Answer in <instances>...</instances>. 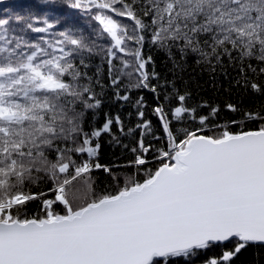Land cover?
Segmentation results:
<instances>
[{"label":"snow or ice","instance_id":"obj_1","mask_svg":"<svg viewBox=\"0 0 264 264\" xmlns=\"http://www.w3.org/2000/svg\"><path fill=\"white\" fill-rule=\"evenodd\" d=\"M0 6V264H264V0Z\"/></svg>","mask_w":264,"mask_h":264},{"label":"trees","instance_id":"obj_2","mask_svg":"<svg viewBox=\"0 0 264 264\" xmlns=\"http://www.w3.org/2000/svg\"><path fill=\"white\" fill-rule=\"evenodd\" d=\"M0 13H2V6H0ZM201 83H204V81L201 80ZM225 87H227V85H225ZM205 98L209 100L215 99L217 103L223 102L224 100L228 99V97L222 92L219 94L213 93L211 87L207 85ZM232 99H235V95H233ZM107 158L112 159L114 157H112L111 153L109 152ZM241 259H244V257H242Z\"/></svg>","mask_w":264,"mask_h":264}]
</instances>
